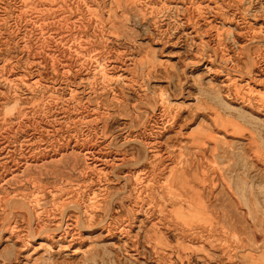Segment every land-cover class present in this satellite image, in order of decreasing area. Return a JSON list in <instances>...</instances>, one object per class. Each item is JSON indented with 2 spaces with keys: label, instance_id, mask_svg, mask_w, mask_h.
<instances>
[{
  "label": "rangeland",
  "instance_id": "rangeland-1",
  "mask_svg": "<svg viewBox=\"0 0 264 264\" xmlns=\"http://www.w3.org/2000/svg\"><path fill=\"white\" fill-rule=\"evenodd\" d=\"M0 264H264V0H0Z\"/></svg>",
  "mask_w": 264,
  "mask_h": 264
}]
</instances>
